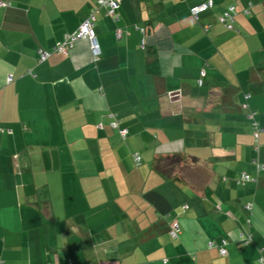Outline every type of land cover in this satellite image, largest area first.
I'll return each mask as SVG.
<instances>
[{"label": "crops", "instance_id": "crops-1", "mask_svg": "<svg viewBox=\"0 0 264 264\" xmlns=\"http://www.w3.org/2000/svg\"><path fill=\"white\" fill-rule=\"evenodd\" d=\"M1 1L0 264H260L264 0H212L198 18L205 0H122L117 19L99 8L97 61L86 39L37 52L96 0ZM176 154L188 163L162 178L155 161Z\"/></svg>", "mask_w": 264, "mask_h": 264}, {"label": "built area", "instance_id": "built-area-1", "mask_svg": "<svg viewBox=\"0 0 264 264\" xmlns=\"http://www.w3.org/2000/svg\"><path fill=\"white\" fill-rule=\"evenodd\" d=\"M121 0H97V6H104L107 9V13L111 16L114 15L115 10L119 7ZM9 2L1 1L0 0V8L9 6ZM212 6V0H205L204 2H201L199 4L193 5L190 7V12L191 15L194 18H198L199 13L207 10ZM98 11V9H92L89 14L86 16V18L80 23L78 28L64 36V39L61 42L56 43L51 49L49 50H43L39 49L37 52L39 54L40 60L46 59L48 56H50L53 53H62V54H67L69 49L73 46V44L81 39H86L89 43V48L93 57L94 61H97L100 57L101 54V48L99 45V42L97 40L95 30H94V23H95V14ZM245 13H248V9L245 10ZM233 16H234V7L230 6L228 9L224 10L218 17V20L224 25L225 28L227 29H233ZM121 29L116 30L117 36L120 35ZM142 40V44H143ZM204 74V70H201L200 75ZM199 84L201 81H198ZM107 116L111 119L110 125L113 128H118V121L115 118V114L109 112L107 113ZM250 118H253V114L249 115ZM101 127L102 125L99 123L98 125ZM253 128H254V135L257 137L259 131L261 130L260 127L257 126V123L254 121L253 122ZM120 136L124 138L128 131L127 128H119L118 130ZM139 155L137 153L134 154V160L136 163H139ZM255 166L257 171L262 168V165L257 161L254 160ZM239 182H244V181H256L255 176H250L249 174L242 173L240 178L238 179ZM245 210L250 211L252 208V203H247L244 205ZM179 232V224L177 222H173L171 224L169 233L172 238H176L178 236ZM250 236H248L245 241L249 240ZM222 245L224 241L221 242ZM216 244L212 241L209 240L207 242L208 247L215 246ZM219 253L221 255H224L226 252L223 249V247L219 246ZM260 263L264 264V260H260Z\"/></svg>", "mask_w": 264, "mask_h": 264}, {"label": "trees", "instance_id": "trees-1", "mask_svg": "<svg viewBox=\"0 0 264 264\" xmlns=\"http://www.w3.org/2000/svg\"><path fill=\"white\" fill-rule=\"evenodd\" d=\"M97 1V0H96ZM122 1V0H121ZM6 2H9V1H6ZM204 2V1H203ZM10 3V2H9ZM10 5V4H9ZM230 6H228V7H226V9H228ZM99 8H104L105 9V11H106V13H107V9L104 7V6H97V3H96V7H94L93 9H98V11H99ZM119 8V7H118ZM117 8V9H118ZM117 9L115 10V12H114V15L113 16H111V15H109L108 13V15L110 16V17H112L113 19H117V17H116V11H117ZM209 9V8H208ZM225 9V10H226ZM92 10V9H91ZM90 10V11H91ZM98 11L96 12V14L98 13ZM191 13V12H190ZM89 14V13H88ZM87 14V15H88ZM96 14H95V20H96ZM86 18V17H85ZM84 18V19H85ZM234 18V17H233ZM234 22V21H233ZM95 24V23H94ZM233 27H234V25H233ZM234 29V28H233ZM232 30V29H231ZM53 47V46H52ZM49 50V49H48ZM38 51V50H37ZM57 54H62V53H57ZM64 55H66V54H64ZM39 56V55H38ZM39 60H40V57H39ZM201 70H204L203 68L202 69H200V71H199V77L197 78V83L199 84V80L201 81V83L199 84V85H201L202 84V82H203V76L205 75V70H204V74L203 75H200V72H201ZM246 98H247V96H246ZM247 104H244V106H246ZM250 114H253V118H250L249 117V115ZM254 115H255V112H253L252 110H250V109H248V111L246 112V117L248 118V120H250V124H251V127H252V135H253V137L255 138V139H257V137L254 135V128H253V122L255 121L256 123H257V126L259 127V125H258V122H257V120L254 118ZM117 121H118V128H113L111 125V127L113 128V129H117V131L119 130V128H122L121 126H120V123H119V120L118 119H116ZM110 121H111V119H110ZM110 124V123H109ZM127 136V135H126ZM126 136L124 137V138H126ZM258 136V135H257ZM122 138V137H121ZM192 160H195V158L194 157H192L191 158ZM255 159V158H254ZM187 160H186V158H183L180 154H176V155H174V156H169V157H163V158H159V159H157L156 161H155V163H154V169L161 175V177L162 178H164V179H168V178H171V177H173V172H174V169H175V167L179 164V163H183V162H186ZM188 162V161H187ZM261 164V163H260ZM262 165V164H261ZM262 169V168H261ZM261 169H259L258 171H260ZM251 176V175H250ZM252 177V176H251ZM240 178V177H239ZM248 203H250V202H248ZM247 204V203H246ZM245 205V204H244ZM244 207V206H243ZM245 209V208H244ZM247 211V210H246ZM248 213H249V211H247ZM169 230H170V228H169ZM242 240L244 241L245 239H243L242 238ZM215 244H216V246H220V247H223V245H222V240L219 242V243H217V241H214V240H212ZM224 241V240H223ZM223 244H225V241H224V243ZM224 249V248H223ZM225 250V249H224ZM225 252H226V250H225ZM226 254V253H225ZM260 264H262V263H260Z\"/></svg>", "mask_w": 264, "mask_h": 264}, {"label": "rangeland", "instance_id": "rangeland-1", "mask_svg": "<svg viewBox=\"0 0 264 264\" xmlns=\"http://www.w3.org/2000/svg\"><path fill=\"white\" fill-rule=\"evenodd\" d=\"M187 163H188L187 161H186V162H183V163H179V164L175 167L174 172H175V171H176V172H181V171L185 168V166H186Z\"/></svg>", "mask_w": 264, "mask_h": 264}]
</instances>
